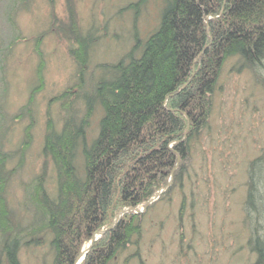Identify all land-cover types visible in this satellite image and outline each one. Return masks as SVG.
Here are the masks:
<instances>
[{
  "label": "trees",
  "instance_id": "obj_1",
  "mask_svg": "<svg viewBox=\"0 0 264 264\" xmlns=\"http://www.w3.org/2000/svg\"><path fill=\"white\" fill-rule=\"evenodd\" d=\"M27 1L18 0V6L26 8ZM12 4L8 20L15 25L17 5ZM159 17L154 31L144 40L135 35L129 52L106 67L107 76L84 98L81 118L70 111L58 132L50 118L46 123L42 150L56 172L55 199L45 193L42 176L33 186L43 225L51 235V264H75L92 234L108 228L125 208L130 210L92 243L79 264H108L133 238L138 243L144 216L138 210L166 185L177 160L180 167L173 172L172 185L160 197L174 186L182 188L190 143L208 123L211 97L227 59L236 57L238 69H249L264 90V75H259L264 69V0H163ZM64 28L58 32L72 44L68 53L82 73L93 36L82 34L72 16ZM38 65V84L21 107L29 115L32 95L43 82L41 61ZM3 74L1 66L0 82ZM94 102L102 114L97 134L87 145L85 128ZM30 139L28 132L21 147L26 148ZM77 144L83 159L79 169ZM259 152L248 161L242 204L245 247L254 255L253 264H264V148ZM10 158L0 152V259L19 264L20 228L4 195Z\"/></svg>",
  "mask_w": 264,
  "mask_h": 264
},
{
  "label": "rangeland",
  "instance_id": "obj_2",
  "mask_svg": "<svg viewBox=\"0 0 264 264\" xmlns=\"http://www.w3.org/2000/svg\"><path fill=\"white\" fill-rule=\"evenodd\" d=\"M12 3L17 5L15 25L8 20ZM18 5V0H0V47L5 56L0 62V152L11 155L4 195L20 228L18 263L51 264V235L33 186L42 176L45 193L55 199L56 172L42 150L46 123L50 118L58 132L70 111L76 118L83 116L84 98L107 76L106 67L129 52L135 35L144 40L155 30L163 0H28L26 8ZM71 16L82 34L93 36L82 73L68 53L72 44L58 32L60 26L69 27ZM40 61L43 82L32 95L29 115L21 107L38 84ZM238 65V59L230 57L221 67L208 123L190 143L182 188L174 186L160 197L172 185L173 172L180 167L177 160L170 184L151 206L142 207L138 243L133 238L108 264H253L254 255L245 247L242 204L248 161L264 148V90L258 77ZM259 75L263 77L264 69ZM94 106L85 128L87 145L97 134L102 114L100 106ZM28 132L31 143L22 148ZM77 145L79 169L83 159ZM0 264L6 263L0 259Z\"/></svg>",
  "mask_w": 264,
  "mask_h": 264
},
{
  "label": "water",
  "instance_id": "obj_3",
  "mask_svg": "<svg viewBox=\"0 0 264 264\" xmlns=\"http://www.w3.org/2000/svg\"><path fill=\"white\" fill-rule=\"evenodd\" d=\"M170 177H171V176H170ZM171 179H172V177H171ZM169 184H170V182H168V183L166 184V186H168ZM165 189H166V188L163 187V188H161V189L156 193V195L151 196L150 200H148V201L145 203L144 207L150 205L151 202L154 201V200H155V199H156V198L162 193V191H164ZM128 210H130V208H127V209H125V210H121V211H120V214H119V215L113 220V223H112L108 228L103 229V230H100L99 232H97V233H95V234H93V235L91 236V238H90V240H89V243H88V247L85 248L81 253H79L78 258H77L76 261H75V264H76L77 262H79V260L83 257V254L89 250V248L93 245L92 243L96 240V238H97V237H100V235H103L104 232L109 231V230H110V229H111V228L117 223L118 219L120 218V215L123 214V213H125V212H127ZM141 211H143V208H142L140 211H138V212L140 213Z\"/></svg>",
  "mask_w": 264,
  "mask_h": 264
},
{
  "label": "bare ground",
  "instance_id": "obj_4",
  "mask_svg": "<svg viewBox=\"0 0 264 264\" xmlns=\"http://www.w3.org/2000/svg\"><path fill=\"white\" fill-rule=\"evenodd\" d=\"M158 191H159V190H158ZM158 191H157V192H158ZM157 192H156V193H157ZM156 193H155V194H153V195H151V196H154V195H156ZM150 198H151V197H150ZM150 198H149V200H150ZM117 216H118V215H117ZM117 216H116V217H117ZM116 217H115V218H116ZM100 230H103V229H100ZM100 230H99V231H100ZM99 231H97V232H99ZM97 232H94L93 234H95V233H97ZM93 234H92V235H93ZM90 238H91V237H90ZM89 240H90V239H89Z\"/></svg>",
  "mask_w": 264,
  "mask_h": 264
}]
</instances>
